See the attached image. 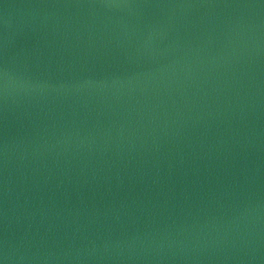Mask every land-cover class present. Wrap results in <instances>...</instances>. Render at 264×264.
Instances as JSON below:
<instances>
[{"label":"water","instance_id":"obj_1","mask_svg":"<svg viewBox=\"0 0 264 264\" xmlns=\"http://www.w3.org/2000/svg\"><path fill=\"white\" fill-rule=\"evenodd\" d=\"M3 264H264V0H0Z\"/></svg>","mask_w":264,"mask_h":264},{"label":"snow or ice","instance_id":"obj_2","mask_svg":"<svg viewBox=\"0 0 264 264\" xmlns=\"http://www.w3.org/2000/svg\"><path fill=\"white\" fill-rule=\"evenodd\" d=\"M0 264H3V262H2V261H0Z\"/></svg>","mask_w":264,"mask_h":264}]
</instances>
